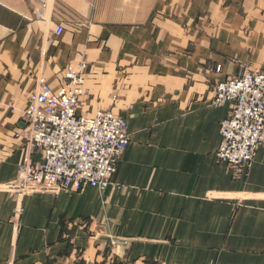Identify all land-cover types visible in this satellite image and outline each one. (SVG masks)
Instances as JSON below:
<instances>
[{
  "label": "crops",
  "instance_id": "obj_1",
  "mask_svg": "<svg viewBox=\"0 0 264 264\" xmlns=\"http://www.w3.org/2000/svg\"><path fill=\"white\" fill-rule=\"evenodd\" d=\"M80 63V112L128 124L112 185L21 191L41 163L21 110ZM243 64L264 71V0H0V264H264V145L216 157L231 105L211 88Z\"/></svg>",
  "mask_w": 264,
  "mask_h": 264
},
{
  "label": "built area",
  "instance_id": "obj_2",
  "mask_svg": "<svg viewBox=\"0 0 264 264\" xmlns=\"http://www.w3.org/2000/svg\"><path fill=\"white\" fill-rule=\"evenodd\" d=\"M33 1L43 8L49 4ZM61 32L60 27L55 30L56 35ZM86 69L84 63L68 65L58 93L41 82L30 94L21 114L26 130L17 137L23 138L28 152L41 156V163L17 168L14 185L21 191L103 192L112 185L118 158L129 145L128 124L111 111L89 117L78 114L87 94ZM212 94L213 107L231 105L220 122L217 160L230 170L248 168L264 145V73L241 66L237 76L215 84ZM16 211L23 212L21 207Z\"/></svg>",
  "mask_w": 264,
  "mask_h": 264
},
{
  "label": "rangeland",
  "instance_id": "obj_3",
  "mask_svg": "<svg viewBox=\"0 0 264 264\" xmlns=\"http://www.w3.org/2000/svg\"><path fill=\"white\" fill-rule=\"evenodd\" d=\"M86 65V64H85ZM241 66H246V67H248V68H250L251 70H257V71H259V72H262V73H264V71H262V70H260V69H257V68H254V69H252L250 66H249V64H243V65H241ZM86 67H87V65H86ZM87 70V69H86ZM242 72V71H241ZM238 74H236L235 76H237ZM232 77H234V76H232ZM231 77V78H232ZM228 79H230V78H228ZM227 79V80H228ZM227 80H225V81H227ZM86 91H87V89H86ZM88 92V91H87ZM211 92H212V88H211ZM81 106H82V102H81V104H80V109L78 110V114L79 115H82V116H84L81 112H80V110H81ZM108 111H110V110H108ZM85 111L83 110V113H84ZM98 112V111H97ZM86 113V112H85ZM21 114H22V110H21ZM20 114V115H21ZM86 114H88V113H86ZM85 117H89V116H85ZM17 213V211L15 210V214Z\"/></svg>",
  "mask_w": 264,
  "mask_h": 264
},
{
  "label": "bare ground",
  "instance_id": "obj_4",
  "mask_svg": "<svg viewBox=\"0 0 264 264\" xmlns=\"http://www.w3.org/2000/svg\"><path fill=\"white\" fill-rule=\"evenodd\" d=\"M96 113V112H95Z\"/></svg>",
  "mask_w": 264,
  "mask_h": 264
}]
</instances>
